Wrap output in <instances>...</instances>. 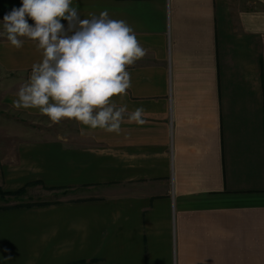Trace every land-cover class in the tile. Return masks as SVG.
<instances>
[{"label":"crops","instance_id":"0c3cea01","mask_svg":"<svg viewBox=\"0 0 264 264\" xmlns=\"http://www.w3.org/2000/svg\"><path fill=\"white\" fill-rule=\"evenodd\" d=\"M73 4L134 29L146 55L115 100L144 123L109 133L15 108L41 54L0 37V99L56 128L0 143V187L72 195L0 208V264H264V0ZM20 6L0 0V24Z\"/></svg>","mask_w":264,"mask_h":264},{"label":"clouds","instance_id":"9594fccd","mask_svg":"<svg viewBox=\"0 0 264 264\" xmlns=\"http://www.w3.org/2000/svg\"><path fill=\"white\" fill-rule=\"evenodd\" d=\"M78 9L73 0H21L4 15L0 37L16 49L31 40L41 54L14 107L36 109L53 124L68 119L109 133L120 132L126 114L144 123L142 107L129 113L115 100L132 87L129 66L146 55L134 29L106 10L81 19Z\"/></svg>","mask_w":264,"mask_h":264},{"label":"rangeland","instance_id":"374dc122","mask_svg":"<svg viewBox=\"0 0 264 264\" xmlns=\"http://www.w3.org/2000/svg\"><path fill=\"white\" fill-rule=\"evenodd\" d=\"M5 103H7L5 100L0 99V143H4L3 145L7 146L10 141L9 134H11V139L14 138V135H12L14 132H41L46 130L53 131L56 129L55 125L50 126L47 122L39 121L35 124L25 121L21 115L15 114L13 112L14 109L5 105ZM2 173L0 171V181L2 179ZM22 188H24L25 191L19 195L5 194L2 196L0 194V208L24 207L35 203L66 199L68 196L72 197L71 193L67 195V191H50L48 188L44 187L43 184L31 183ZM0 192L3 193L5 191L0 187Z\"/></svg>","mask_w":264,"mask_h":264},{"label":"trees","instance_id":"16d2710c","mask_svg":"<svg viewBox=\"0 0 264 264\" xmlns=\"http://www.w3.org/2000/svg\"><path fill=\"white\" fill-rule=\"evenodd\" d=\"M36 183H38V182H36ZM36 183H33V184H36ZM24 191H25V189L24 188H21V189H19L17 191H5V192H3L4 194L0 192V194L2 196L5 195V194H9V195H19L21 193H24ZM42 204L43 203H35V204H32V205H28V206L42 205ZM74 264H77V263H74Z\"/></svg>","mask_w":264,"mask_h":264}]
</instances>
